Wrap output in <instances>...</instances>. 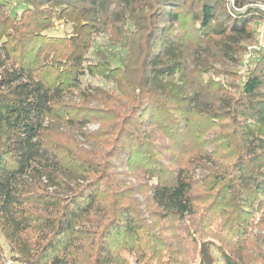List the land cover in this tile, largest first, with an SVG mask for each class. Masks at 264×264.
Segmentation results:
<instances>
[{
    "label": "trees",
    "instance_id": "16d2710c",
    "mask_svg": "<svg viewBox=\"0 0 264 264\" xmlns=\"http://www.w3.org/2000/svg\"><path fill=\"white\" fill-rule=\"evenodd\" d=\"M11 1H0V233L10 257L191 264L180 224L200 264H264V235L251 237L264 228V51L245 74L229 69L255 40L264 9L252 4L264 0ZM55 22L70 33L53 35ZM106 35L129 60L90 56ZM98 118L109 133L87 150L76 135L90 140L83 129ZM129 174L140 182L127 184ZM136 193H148V217ZM151 217L174 227L155 229Z\"/></svg>",
    "mask_w": 264,
    "mask_h": 264
},
{
    "label": "rangeland",
    "instance_id": "374dc122",
    "mask_svg": "<svg viewBox=\"0 0 264 264\" xmlns=\"http://www.w3.org/2000/svg\"><path fill=\"white\" fill-rule=\"evenodd\" d=\"M11 2H14V1L12 0ZM252 5L260 7L261 9H264V1H257L255 3H253ZM20 7H22V5ZM263 21H264V19L261 21H256L253 24V27L256 30L255 40L253 42H251L249 45H252L253 43L255 44L256 37H257V28L260 25V23ZM54 24H55V27L50 31L53 35L63 36L65 33H70V26L66 25L65 23L55 22ZM108 38H109V36L106 35V36H102V37L98 38L97 40H95V43H94V46L91 50L90 56L96 57V55H95L96 52L104 53L103 51H105L109 55L108 57H109V59H111V62L114 65H116L118 63L120 58L128 59L127 49L122 47L121 45L119 46V45L111 44L110 41L108 40ZM257 54H253L250 58H248L246 56L247 52H245L240 57L238 63H234V62L229 63V69L232 71L238 72L239 74H242V75L245 74L249 69V66L251 64L252 59ZM83 80H88V81H92L94 83H98L99 85L103 86L105 89H108V90H111V88H114V85L112 83L105 81L99 77L86 76L83 78ZM92 106H97V104L92 103ZM99 106L101 109L100 115H104V117H106V118H112L111 117L112 115L107 116L109 114V112L106 111V109H108L107 106H103V105H99ZM100 117H102V116H100ZM106 129H107V126L105 124L103 126L102 121H100V119L98 118L96 120H93L91 123L88 124V126L86 128L83 129L84 132H87V134L90 135L89 136L90 140L87 141L83 136H80V134H78V133L76 135V139H78L79 141L82 142V144L80 146L84 147L85 149L97 151L96 146L94 145V141L97 138H100L99 136L104 137L106 135L105 133H109L108 131H106ZM67 134H69V133L67 132ZM103 151H105V149H103ZM200 173H201L200 170H196V175H200ZM140 180L138 181L135 177L130 176V174L128 176H126V181H127V184H129V185L135 184V183L137 184L138 182H140ZM147 196H148V193H142V194L136 193L135 195H133V198L136 200V203L140 207V210H143L145 217H148V213L145 212L144 210L147 209V206H149V207L151 206V204L147 203ZM262 217H264V211L257 212L256 218H255L256 222L261 221ZM219 220H220V218H218V217H216V218L214 217L212 219L213 223H212L211 227H212V230L214 232L216 231V229H218L215 224H218ZM149 222L155 226V229H158V228L159 229H162V228L169 229L171 227H174L173 224L169 223L168 221H162L158 218H152L151 217ZM178 225L180 227V228H178V233L184 239V242H182L183 243L182 252L186 253L191 264H200L199 242H196V240L195 241L192 240V238L188 235L187 231L183 228V226H181L180 224H178ZM166 233L172 234L169 231H167ZM258 235H264V228H258V227L253 228V230L251 231V237L252 236L256 237ZM206 240L215 241V243L220 244V241L218 239L214 238V235L212 233H209L206 236ZM257 246L261 250L264 251V242L258 240ZM251 248H252V246H251ZM253 251L256 254L258 253V252H256L255 248ZM0 264H17L10 257L9 247H8L5 239L1 235V233H0ZM214 264H227V263H225L224 260L218 256L216 258V261Z\"/></svg>",
    "mask_w": 264,
    "mask_h": 264
},
{
    "label": "built area",
    "instance_id": "2783aa9c",
    "mask_svg": "<svg viewBox=\"0 0 264 264\" xmlns=\"http://www.w3.org/2000/svg\"><path fill=\"white\" fill-rule=\"evenodd\" d=\"M2 1V0H0ZM264 50V21L257 28V37L255 44L249 45L247 48V57L250 58L253 54H257Z\"/></svg>",
    "mask_w": 264,
    "mask_h": 264
}]
</instances>
